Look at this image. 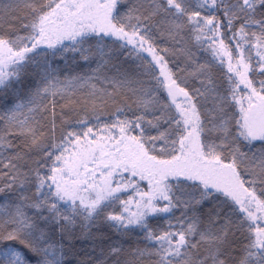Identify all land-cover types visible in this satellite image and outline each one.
<instances>
[{
    "label": "snow or ice",
    "instance_id": "6c2138e0",
    "mask_svg": "<svg viewBox=\"0 0 264 264\" xmlns=\"http://www.w3.org/2000/svg\"><path fill=\"white\" fill-rule=\"evenodd\" d=\"M0 264H264V0H0Z\"/></svg>",
    "mask_w": 264,
    "mask_h": 264
},
{
    "label": "trees",
    "instance_id": "16d2710c",
    "mask_svg": "<svg viewBox=\"0 0 264 264\" xmlns=\"http://www.w3.org/2000/svg\"><path fill=\"white\" fill-rule=\"evenodd\" d=\"M80 246L87 247V245H78V247H80Z\"/></svg>",
    "mask_w": 264,
    "mask_h": 264
}]
</instances>
